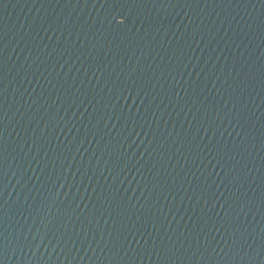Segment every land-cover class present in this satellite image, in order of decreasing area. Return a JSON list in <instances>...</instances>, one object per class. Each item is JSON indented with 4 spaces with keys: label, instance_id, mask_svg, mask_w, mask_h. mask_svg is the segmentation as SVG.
Wrapping results in <instances>:
<instances>
[{
    "label": "water",
    "instance_id": "water-1",
    "mask_svg": "<svg viewBox=\"0 0 264 264\" xmlns=\"http://www.w3.org/2000/svg\"><path fill=\"white\" fill-rule=\"evenodd\" d=\"M0 264H264V0H0Z\"/></svg>",
    "mask_w": 264,
    "mask_h": 264
}]
</instances>
